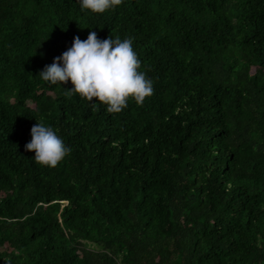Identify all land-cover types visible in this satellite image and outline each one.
I'll return each instance as SVG.
<instances>
[{
  "label": "trees",
  "instance_id": "trees-1",
  "mask_svg": "<svg viewBox=\"0 0 264 264\" xmlns=\"http://www.w3.org/2000/svg\"><path fill=\"white\" fill-rule=\"evenodd\" d=\"M92 31L133 38L142 106L38 76ZM0 264H264V0H0Z\"/></svg>",
  "mask_w": 264,
  "mask_h": 264
},
{
  "label": "clouds",
  "instance_id": "clouds-1",
  "mask_svg": "<svg viewBox=\"0 0 264 264\" xmlns=\"http://www.w3.org/2000/svg\"><path fill=\"white\" fill-rule=\"evenodd\" d=\"M79 3L81 11L103 13L115 10L122 0H79ZM132 44L133 38L121 40L111 34L107 39H98L95 31L83 41L77 35L72 47L55 57L52 64L45 65L38 76L51 85L70 80L74 87L65 88L64 95L86 98L92 102L93 111L99 101L107 106L108 113H120L127 107L129 97L142 106L145 98L153 94V81L146 78L145 72L138 71L141 65ZM31 136L24 147L26 151H34L38 165L55 168L71 151L53 128L42 122L32 126Z\"/></svg>",
  "mask_w": 264,
  "mask_h": 264
}]
</instances>
